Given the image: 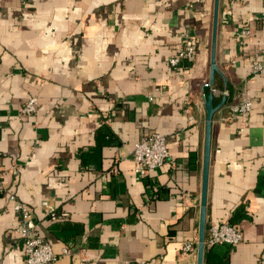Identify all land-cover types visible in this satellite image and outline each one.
<instances>
[{
    "label": "crops",
    "instance_id": "crops-1",
    "mask_svg": "<svg viewBox=\"0 0 264 264\" xmlns=\"http://www.w3.org/2000/svg\"><path fill=\"white\" fill-rule=\"evenodd\" d=\"M213 16L214 0H0V178L55 264H197L206 89L230 100L213 117L205 242L225 222L243 241L205 246L203 264H264V0H219L210 87ZM186 33L195 54L173 69ZM242 96L251 112L231 117ZM152 133L169 158L141 176L129 152ZM17 227L0 195V264H25Z\"/></svg>",
    "mask_w": 264,
    "mask_h": 264
},
{
    "label": "built area",
    "instance_id": "built-area-1",
    "mask_svg": "<svg viewBox=\"0 0 264 264\" xmlns=\"http://www.w3.org/2000/svg\"><path fill=\"white\" fill-rule=\"evenodd\" d=\"M244 36L249 37V30H244ZM184 47L177 54L169 58L171 68H178L184 60L191 59L195 54L194 40L189 34H183ZM255 75H264V54H258L256 62L253 66ZM213 93L214 90H212ZM222 97H228L227 90L221 92ZM38 99L30 98L26 101L20 110L22 117L35 115L38 109ZM231 117L237 114L246 115L252 110V102L249 98L242 96L238 103L231 104L228 107ZM129 155L132 157L136 167L135 172L141 176H145L150 170L160 168L169 158V150L166 138L159 133H152L136 143ZM0 195H6L12 203V208L18 215L17 233L23 244L25 253V264H55L57 254L53 251L50 244L46 243L39 234V223L35 220L30 208L20 201L14 194L7 193L2 185L0 178ZM43 207L47 210L51 218H56V210L47 202L43 203ZM208 239L205 245L215 247L218 245H239L243 241L242 231L229 223L211 226L208 230ZM193 245L190 243L184 244L183 253L193 251ZM68 248L63 250V254H69ZM80 254L84 258L85 250H81ZM136 264H159L158 262H138Z\"/></svg>",
    "mask_w": 264,
    "mask_h": 264
},
{
    "label": "water",
    "instance_id": "water-1",
    "mask_svg": "<svg viewBox=\"0 0 264 264\" xmlns=\"http://www.w3.org/2000/svg\"><path fill=\"white\" fill-rule=\"evenodd\" d=\"M218 9L219 0H214V16H213V32H212V45H211V67H210V80L209 86H213L214 76L216 73H220V70L216 61L217 51V32H218ZM214 93L208 95L205 100L206 109V132H205V145H204V161H203V182H202V194H201V206H200V224H199V239H198V262L197 264H203L204 251H205V238H206V210H207V195H208V180H209V166H210V154H211V136L213 117L215 113L221 109L226 103V97H223L222 102L214 106Z\"/></svg>",
    "mask_w": 264,
    "mask_h": 264
},
{
    "label": "trees",
    "instance_id": "trees-1",
    "mask_svg": "<svg viewBox=\"0 0 264 264\" xmlns=\"http://www.w3.org/2000/svg\"><path fill=\"white\" fill-rule=\"evenodd\" d=\"M206 95H209V89H206ZM230 96V95H229ZM227 97L226 98V102H227V100H230V97ZM205 246H207V245H205ZM217 261H219V260H217V259H214L211 255H210V252H208V253H206V261H205V264H219Z\"/></svg>",
    "mask_w": 264,
    "mask_h": 264
}]
</instances>
